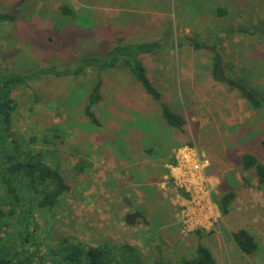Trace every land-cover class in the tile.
I'll return each mask as SVG.
<instances>
[{"label":"rangeland","instance_id":"obj_1","mask_svg":"<svg viewBox=\"0 0 264 264\" xmlns=\"http://www.w3.org/2000/svg\"><path fill=\"white\" fill-rule=\"evenodd\" d=\"M64 3L74 16L61 14ZM0 12L15 15L0 22V72L29 76L13 91L10 140L39 151L68 184L52 212H36L44 249L63 238L107 240L134 246L148 262L156 248L178 260L194 254L199 230L215 264H264V193L241 164L244 153L264 162V0H0ZM152 41L158 48L142 62L183 130L119 64L74 73L116 43ZM97 75L94 125L84 107ZM184 143L207 167L204 204L172 178ZM229 191L221 214L213 199ZM241 227L255 236L252 254L233 240Z\"/></svg>","mask_w":264,"mask_h":264},{"label":"trees","instance_id":"obj_2","mask_svg":"<svg viewBox=\"0 0 264 264\" xmlns=\"http://www.w3.org/2000/svg\"><path fill=\"white\" fill-rule=\"evenodd\" d=\"M59 8L63 15L76 14L68 4L64 3ZM217 13H222L221 9H217ZM14 19L13 13L0 12V22ZM158 45L156 41L116 43L104 58H85L82 66L74 73L81 72L83 67L93 62L98 69L119 64L130 70L145 92L159 105L163 120L169 126L183 130L184 118L161 102L160 93L148 78L142 62V56L154 52ZM28 78L26 74L0 72V264H215L211 252L199 238V230L195 231L197 243L194 254L178 260L164 258L159 248H156V256L148 262L134 246H116L107 240L90 245L82 240L63 238L57 246L44 249L40 242L42 228L39 226L36 212H52L68 190V184L56 167L43 160L39 151L34 152L31 148L25 150L19 146L20 143L10 140L12 115L17 107L13 91ZM101 85V78L97 75L84 107V115L94 125H98L99 121L92 107L101 97ZM248 100L255 108L261 106L256 98L249 97ZM260 144L264 146V136ZM147 151L150 152L148 149ZM241 164L243 169L254 172L257 188L264 193V162H259L251 153H244L241 156ZM234 196L235 193L229 191L220 198L213 199L221 214L228 212ZM18 226L21 228H17ZM232 237L245 254L254 253L258 247L255 236L244 227L233 231Z\"/></svg>","mask_w":264,"mask_h":264},{"label":"built area","instance_id":"obj_3","mask_svg":"<svg viewBox=\"0 0 264 264\" xmlns=\"http://www.w3.org/2000/svg\"><path fill=\"white\" fill-rule=\"evenodd\" d=\"M175 163L171 166L172 178L175 184L185 192L195 193L193 199L203 204L209 201V191L204 176V161L197 149L190 145L176 148L174 153Z\"/></svg>","mask_w":264,"mask_h":264},{"label":"crops","instance_id":"obj_4","mask_svg":"<svg viewBox=\"0 0 264 264\" xmlns=\"http://www.w3.org/2000/svg\"><path fill=\"white\" fill-rule=\"evenodd\" d=\"M147 76H148V75H147ZM148 78H149V76H148ZM149 79H150V78H149ZM150 81H151V79H150ZM151 82H152V81H151ZM222 114H223V113H222L220 110H218V111L216 112L215 115H216V117H218V118H220V116H221V118H223L224 116H222ZM144 148H145V147H144ZM140 152H141L140 154H141L142 156H144V155H148V154H147V149H145L144 152H143V151H140ZM142 152H143V153H142ZM206 168H207V167H205V170H206ZM212 179H213V178H212L211 176L208 177L209 182L212 181ZM127 180H128V179H127ZM213 180H214V179H213Z\"/></svg>","mask_w":264,"mask_h":264},{"label":"flooded vegetation","instance_id":"obj_5","mask_svg":"<svg viewBox=\"0 0 264 264\" xmlns=\"http://www.w3.org/2000/svg\"><path fill=\"white\" fill-rule=\"evenodd\" d=\"M249 95V94H248Z\"/></svg>","mask_w":264,"mask_h":264}]
</instances>
